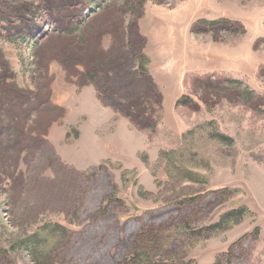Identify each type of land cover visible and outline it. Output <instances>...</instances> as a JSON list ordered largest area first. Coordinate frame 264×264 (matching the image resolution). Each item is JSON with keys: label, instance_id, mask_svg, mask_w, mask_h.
<instances>
[{"label": "rangeland", "instance_id": "obj_1", "mask_svg": "<svg viewBox=\"0 0 264 264\" xmlns=\"http://www.w3.org/2000/svg\"><path fill=\"white\" fill-rule=\"evenodd\" d=\"M137 255L264 264V0H0V264Z\"/></svg>", "mask_w": 264, "mask_h": 264}, {"label": "crops", "instance_id": "obj_2", "mask_svg": "<svg viewBox=\"0 0 264 264\" xmlns=\"http://www.w3.org/2000/svg\"><path fill=\"white\" fill-rule=\"evenodd\" d=\"M87 40H89L90 46H93L95 48H94V51H93V48H92V50H91L92 52H89L88 54H85V56H84V65H85L87 71H89V72H97V71L100 70L99 65L101 64L100 60L103 58V55H102V53H100V52L97 51L98 49L96 50V48H97V46H96L97 45V41L96 40H92V37H88ZM67 65H69V64H67ZM67 65H66L65 71L68 74H65V75L66 76L67 75L68 76H71L72 70ZM88 85H89L88 84V81L85 80L84 90L82 91V95H85L86 91H89V93H93V94L95 93V89L97 88V86H96L97 84H95L94 86L90 85L89 87H88ZM72 90H74V89L71 88L70 85H68V88H67V91L68 92H67L66 96H64V99H65V101L67 103H69L70 100H72V97H71V95L73 94L72 93ZM39 116L40 117H44V121H41V118H40V121L44 123L43 124V123L40 122V125H43V126L44 125H48L49 122H50L49 121L50 118H52L45 111H42L41 113H39ZM62 117L65 118L66 121L67 120L68 121H71L70 119L71 118H74L75 117V114L74 113H71V112H68V113L66 112L64 116L62 115ZM77 118L78 119L81 118V114H78ZM46 119H49V120L46 121ZM77 123L81 127H84L83 125H85V124H81L80 121H78ZM8 128L9 129H17V128H20V125L11 123V124L8 125Z\"/></svg>", "mask_w": 264, "mask_h": 264}, {"label": "trees", "instance_id": "obj_3", "mask_svg": "<svg viewBox=\"0 0 264 264\" xmlns=\"http://www.w3.org/2000/svg\"><path fill=\"white\" fill-rule=\"evenodd\" d=\"M44 121V120H43ZM43 123V122H41ZM44 124V123H43ZM42 127V125L40 126V128ZM246 208H239L236 211H233L231 213L226 214L225 216H223L220 220V222L215 225L214 227H212L213 230H217L220 229L222 225H224L225 223H229L231 222V226L237 225L241 222V219L246 215ZM19 248H23L26 249L28 251H32L33 254H35L34 250H33V246L31 245V242H23V243H19L18 244ZM140 255L135 256V258H133L132 260H130V264H140L142 263L141 260L139 261Z\"/></svg>", "mask_w": 264, "mask_h": 264}]
</instances>
